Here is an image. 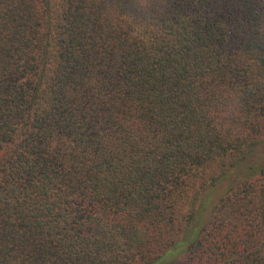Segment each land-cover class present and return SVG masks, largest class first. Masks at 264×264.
<instances>
[{"label": "trees", "instance_id": "trees-1", "mask_svg": "<svg viewBox=\"0 0 264 264\" xmlns=\"http://www.w3.org/2000/svg\"><path fill=\"white\" fill-rule=\"evenodd\" d=\"M259 145L264 0H0V264H264Z\"/></svg>", "mask_w": 264, "mask_h": 264}, {"label": "rangeland", "instance_id": "rangeland-1", "mask_svg": "<svg viewBox=\"0 0 264 264\" xmlns=\"http://www.w3.org/2000/svg\"><path fill=\"white\" fill-rule=\"evenodd\" d=\"M263 145L256 146L255 148L252 149V152L250 153V157L248 158L249 160H252L253 162L257 161V159L261 156L262 154V149ZM261 161V159H260ZM258 162V161H257ZM229 178H225L217 182L213 188L209 189L207 192L203 193L199 199L198 202L203 205L202 209L200 210V221H205L209 210L211 207L218 201V199L223 195L225 192V189L228 185ZM173 260V259H172ZM170 258L165 260L163 264L169 263Z\"/></svg>", "mask_w": 264, "mask_h": 264}]
</instances>
